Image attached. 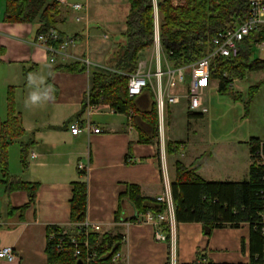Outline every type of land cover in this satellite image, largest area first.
Instances as JSON below:
<instances>
[{
    "label": "crops",
    "instance_id": "crops-1",
    "mask_svg": "<svg viewBox=\"0 0 264 264\" xmlns=\"http://www.w3.org/2000/svg\"><path fill=\"white\" fill-rule=\"evenodd\" d=\"M112 2L121 5L113 7L117 15L124 6L127 18L130 9L128 0ZM83 3L88 6L86 22L77 21L79 12L62 4L57 25L66 35L79 33V37L75 44L67 48L66 55L57 57L56 62L68 64L82 61L86 63L87 70L81 73L53 72L52 68L57 63H51L47 49L37 43L36 26L31 23H5L0 19V64L22 67L30 89L42 85L34 79L33 74L45 70L48 72L49 69L48 81L45 83H48L47 92H28L25 105L17 100V109L27 132L22 141L31 140L33 144L27 158L28 167L15 176L26 182L39 183L40 186L36 202L31 203L24 212L15 208L30 202L27 191L6 194L5 216L0 217V249L4 246L13 247L16 258L11 261L0 258V264H49L47 226L57 225L69 235L76 232V224L71 221V200L73 182L77 180H84L88 184L86 220L100 226V230L94 232L123 236L120 257L111 264H178L194 261L198 252L216 263L248 262L250 227L246 223L237 228H216L207 237L198 222H175L172 232L165 231L168 238L162 241L155 237V224L146 222L142 215L136 221L116 220L119 196L126 190L128 183L139 184L144 196L156 198L163 194L165 183L170 186L174 181L176 160L189 166L196 157L206 154L207 150L198 148L196 153L188 157L187 149L192 147L189 139L169 137L165 140L163 136V143L157 138L149 143L141 141L140 130L147 129L141 114L131 119L128 114L118 113L108 104L94 106L91 110L88 105L82 112L92 73L108 69V55L119 45L110 41L112 30L102 19L100 10L104 0H86ZM91 20L96 24L93 32L90 30ZM72 23L78 26L83 23L84 28L81 26L79 30L71 32ZM97 38L103 41V45L97 44ZM161 58L164 60L163 65ZM141 62L152 70L168 66L161 45L142 51ZM240 79L243 78L231 82L230 95L235 99L241 97L240 92L233 91V85ZM210 84L218 90L217 80H211ZM52 86H57L56 92H53ZM32 94L38 97L35 102L30 98ZM182 94L181 99H186L188 113V99L184 92ZM151 103L152 98L147 90L137 97V104L142 111L149 110ZM76 120L82 125L77 134L71 131V125ZM87 123L102 131H87L84 129ZM253 137L263 139L264 135L215 143L214 152L209 151L197 174L206 181L246 179L251 164L248 140ZM167 141L182 142L178 154H167ZM81 163L86 167L84 170H87V175H79ZM122 209L125 218L134 214L133 206L127 200L123 201Z\"/></svg>",
    "mask_w": 264,
    "mask_h": 264
},
{
    "label": "trees",
    "instance_id": "trees-1",
    "mask_svg": "<svg viewBox=\"0 0 264 264\" xmlns=\"http://www.w3.org/2000/svg\"><path fill=\"white\" fill-rule=\"evenodd\" d=\"M130 9L126 18V29L122 33L124 40L111 50L106 60L108 70L95 71L91 75L89 94L85 99L82 112L88 105H110L116 112L128 114L131 119L142 115L147 129L141 128L140 140L147 143L158 137V115L154 93L149 86L152 103L149 110L142 111L137 104L138 96L128 93L129 76L138 69L141 52L154 46L155 12L158 16L159 42L166 61L171 67L187 66L210 51L213 37L221 30L233 28L241 19L247 17V0H182L174 4L173 0H128ZM62 3L58 0H6L3 21L5 23H31L36 26V41L40 35H47L49 44L60 47L65 40H75L78 34L66 35L57 28ZM156 10V11H155ZM57 31V39L51 35ZM264 41V27L251 31L239 42V51L235 57H218L210 64V80L219 82L218 92L231 94V82L235 78H244L252 71L264 72V60L253 58L252 48L255 42ZM49 55L51 53L49 52ZM53 72L66 71L81 73L87 70L86 63L75 61L68 64L55 62ZM264 80L252 86L257 89ZM53 92L57 86H52ZM134 113V114H132ZM191 117H202L193 114ZM22 116L16 107L14 87L8 93V115L0 127V170L6 194L25 190L29 203L15 208L24 212L31 203L36 202L39 183L26 182L9 172V149L17 139L26 135ZM264 138L253 137L248 140L251 164L248 177L241 181H206L197 174L207 154L196 157L189 166L181 161L174 162L175 178L170 184L173 210L176 222H198L203 234L209 237L216 228L233 227L248 224L250 227V260L248 262H220L209 260L204 253L198 252L192 262L178 264H264V164L257 162L256 150ZM31 140L21 142V160L28 167L27 158ZM181 141H167L168 155L180 151ZM79 175H87V170L79 168ZM119 208L116 220L136 221L140 215L164 211L165 204L156 198L142 194L141 186L128 183L126 190L119 196ZM129 201L134 214L123 217V201ZM13 209V208H12ZM88 210V184L84 180L73 182L71 200V221L80 223L86 220ZM164 231H169L164 228ZM47 255L49 264H111L113 257L123 245L122 235L99 234L91 232L87 236L77 235L79 241L89 240V246L80 244L81 253L76 255V247L71 236L57 225H48ZM168 238V236H167ZM62 243L63 247L58 248Z\"/></svg>",
    "mask_w": 264,
    "mask_h": 264
},
{
    "label": "rangeland",
    "instance_id": "rangeland-1",
    "mask_svg": "<svg viewBox=\"0 0 264 264\" xmlns=\"http://www.w3.org/2000/svg\"><path fill=\"white\" fill-rule=\"evenodd\" d=\"M83 3L86 0H71ZM113 0H104L101 3L102 19L105 24L112 30L110 39L111 42L120 43L124 40L122 33L126 26L125 10L122 5V11L117 15L114 12V6H120ZM126 4V3H125ZM6 0H0V19L3 20ZM111 7V8H109ZM117 8V7H116ZM90 30L94 31L96 24L93 20L90 22ZM80 26L72 23L70 31L79 30ZM84 35L86 34L83 30ZM95 40V38L93 39ZM97 44L103 41L97 38ZM109 41V40H108ZM253 58H264V47L253 48ZM163 58L161 62L163 65ZM22 67L13 64H0V127L3 120L7 119L8 115V93L11 87H14V96L17 100L25 105L28 92H47L48 89L45 83L48 81V72L45 70L39 74H33L40 84L37 89H30L27 84V78L22 72ZM30 76V75H29ZM189 76H186L185 83L187 84ZM236 79V78H235ZM264 80L263 71H252L246 74L245 78L240 79L233 85V91L240 92V98H233L230 94L218 93L217 87L210 84L206 95L205 103L208 107V112L202 117H191L187 113L186 99H181L177 104L166 107L163 117V136L167 140L169 137L176 139H189L190 146L187 149V156L193 155L198 148L214 152L215 143L225 141H235L240 138H249L252 135H264V83L257 89L252 86ZM18 110V109H17ZM159 142L163 143V140ZM21 142L22 139H17L9 149V172L10 174L20 173L24 165L21 160ZM162 147V144H161ZM203 151V150H202ZM201 151V152H202ZM3 178V173L0 170V179ZM7 196L4 185L0 183V217L5 216Z\"/></svg>",
    "mask_w": 264,
    "mask_h": 264
},
{
    "label": "built area",
    "instance_id": "built-area-1",
    "mask_svg": "<svg viewBox=\"0 0 264 264\" xmlns=\"http://www.w3.org/2000/svg\"><path fill=\"white\" fill-rule=\"evenodd\" d=\"M62 4L72 7L79 15H77V21L88 20V6L87 3H70L67 0H58ZM182 0H173L174 4L180 3ZM249 12L246 18L241 19L240 22L233 28L224 29L219 31L212 39L213 48L212 51L198 59L197 61L182 67H171L169 64L165 69L157 67L155 70L148 68L146 63H139L138 69L135 73L129 76L128 93L130 96L141 95L147 87H151L154 92V99L156 102L157 115H158V137L160 141L163 140V117L166 111V107L177 104L182 98V93H185L188 99V110L190 112L198 114H206L208 107L205 103V95L210 86V64L218 57H235L239 51V42L247 36L251 31H256L264 27V0H247ZM156 11V10H155ZM51 35L57 39V31L51 30ZM75 40L65 39L60 47H54L48 42V36L43 34L38 38L37 43L44 46L50 55V62L55 63L59 55H66V50L70 45L76 43ZM154 45L159 47V35H158V16L155 12V33H154ZM254 46L258 48L264 47V41H258L254 43ZM108 70V69H105ZM186 76H189L187 84ZM94 108V106H89ZM82 129L81 122L76 120L71 125V131L75 134ZM87 131H93L99 133L101 128H97L91 123H87L84 127ZM257 162L264 164V148L260 143L256 150ZM79 168L84 170L86 167L84 164H80ZM158 202L164 203V211L158 214L147 212L142 216L146 222H153L156 226L155 237L158 240L165 241L167 236L164 228H168L169 232L175 224V216L173 210V202L170 192V186L165 183V190L163 194L156 197ZM100 226L98 224H91L87 220L76 223L77 235L87 236L89 233L99 231ZM74 234V235H75ZM71 236V241L76 247V255L81 253L79 245L84 244L89 246V240L79 241L76 236ZM63 244L60 243L58 248H62ZM120 257L119 252L113 257V261H117ZM0 258H5L9 261L16 258V252L11 246H4L0 249Z\"/></svg>",
    "mask_w": 264,
    "mask_h": 264
},
{
    "label": "clouds",
    "instance_id": "clouds-1",
    "mask_svg": "<svg viewBox=\"0 0 264 264\" xmlns=\"http://www.w3.org/2000/svg\"><path fill=\"white\" fill-rule=\"evenodd\" d=\"M30 98L33 102H35L38 99L37 95L35 94H32Z\"/></svg>",
    "mask_w": 264,
    "mask_h": 264
}]
</instances>
